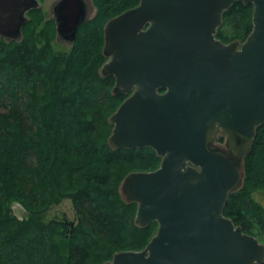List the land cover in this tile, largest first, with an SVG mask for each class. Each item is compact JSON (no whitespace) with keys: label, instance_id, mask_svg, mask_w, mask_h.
<instances>
[{"label":"water","instance_id":"95a60500","mask_svg":"<svg viewBox=\"0 0 264 264\" xmlns=\"http://www.w3.org/2000/svg\"><path fill=\"white\" fill-rule=\"evenodd\" d=\"M237 0H140L105 25L103 75L127 94L111 115L114 149L151 147L158 168L121 184L136 224L158 229L142 250L102 264H257L264 243L224 213L244 180V160L264 123V0L252 3L245 41L216 36ZM39 0H0V37L19 42ZM57 37L73 45L93 0H55ZM223 136L224 142L217 138Z\"/></svg>","mask_w":264,"mask_h":264},{"label":"trees","instance_id":"16d2710c","mask_svg":"<svg viewBox=\"0 0 264 264\" xmlns=\"http://www.w3.org/2000/svg\"><path fill=\"white\" fill-rule=\"evenodd\" d=\"M93 1L95 14L68 52L52 47L53 20L37 30L41 23L30 28V17L20 42L0 38V264H102L119 251L144 249L157 232L156 221L136 224L138 204L124 198L121 184L130 172L158 168L162 158L151 147L110 145V117L128 95L114 93V76L100 73L106 23L140 0ZM253 13L252 3L235 1L217 37L245 41ZM75 155L83 157L67 159ZM244 165L224 213L263 241L264 123ZM63 177L71 188L64 189ZM66 198L76 219L46 220L45 210Z\"/></svg>","mask_w":264,"mask_h":264},{"label":"rangeland","instance_id":"374dc122","mask_svg":"<svg viewBox=\"0 0 264 264\" xmlns=\"http://www.w3.org/2000/svg\"><path fill=\"white\" fill-rule=\"evenodd\" d=\"M54 1L55 0H41V7L39 8V10L36 11V13L33 15L30 14V17L33 20L30 28H32L35 23L40 22L41 24L36 26L37 30H40L42 28V27H40L41 25L46 26L47 22L52 20V16H53L52 14L53 13H52L51 8L53 6ZM54 24H55V22H54ZM52 47L56 52H63V51L68 52L71 50L72 45L60 42L57 39L55 40V38H54V40L52 41ZM81 157H83V156L82 155H75L73 157L70 156L67 159H69V160H80ZM70 162L71 161H69V163ZM61 165L62 164H60L59 166H61ZM62 166H64V165H62ZM59 173L61 176H63V173H65V171L62 170V168H60ZM66 177L62 178V180L64 179L63 180V187H64V189H69L72 186H71V182L69 181L70 179H68ZM14 211L20 216L26 215L22 205H20V204H15ZM43 214H44V217L46 220H50L53 218H63V219L67 218L70 221H74L76 219L73 204H72L71 200L68 198H66L63 202H61L59 204H55V205L50 206L49 208H47L45 210V212ZM262 242L264 243V240Z\"/></svg>","mask_w":264,"mask_h":264},{"label":"flooded vegetation","instance_id":"af4514ba","mask_svg":"<svg viewBox=\"0 0 264 264\" xmlns=\"http://www.w3.org/2000/svg\"><path fill=\"white\" fill-rule=\"evenodd\" d=\"M95 14V13H94ZM94 16V15H93ZM93 16H91V18H93ZM52 20L54 21V19H53V16H52ZM104 35H105V32H104ZM106 57V56H105ZM106 59H107V61L110 59V57H106ZM100 72H101V69H100ZM101 75L102 76H104V77H107V76H114V75H112V74H109V75H103L102 73H101ZM114 78H115V76H114ZM116 80V79H115ZM116 84V83H115ZM115 84H114V86H115Z\"/></svg>","mask_w":264,"mask_h":264},{"label":"bare ground","instance_id":"6f19581e","mask_svg":"<svg viewBox=\"0 0 264 264\" xmlns=\"http://www.w3.org/2000/svg\"><path fill=\"white\" fill-rule=\"evenodd\" d=\"M95 12V9L93 10V13ZM55 22V21H54ZM56 34H57V30H56ZM101 73V72H100Z\"/></svg>","mask_w":264,"mask_h":264}]
</instances>
